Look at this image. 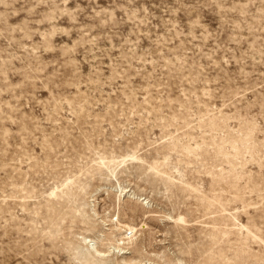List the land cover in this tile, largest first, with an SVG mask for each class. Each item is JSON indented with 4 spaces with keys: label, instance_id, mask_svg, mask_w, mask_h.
Listing matches in <instances>:
<instances>
[{
    "label": "rangeland",
    "instance_id": "obj_1",
    "mask_svg": "<svg viewBox=\"0 0 264 264\" xmlns=\"http://www.w3.org/2000/svg\"><path fill=\"white\" fill-rule=\"evenodd\" d=\"M0 264H264V0H0Z\"/></svg>",
    "mask_w": 264,
    "mask_h": 264
},
{
    "label": "bare ground",
    "instance_id": "obj_2",
    "mask_svg": "<svg viewBox=\"0 0 264 264\" xmlns=\"http://www.w3.org/2000/svg\"><path fill=\"white\" fill-rule=\"evenodd\" d=\"M130 231H132V230H134L133 228H131V227H127ZM97 253H98V251H97ZM102 254V253H101Z\"/></svg>",
    "mask_w": 264,
    "mask_h": 264
}]
</instances>
